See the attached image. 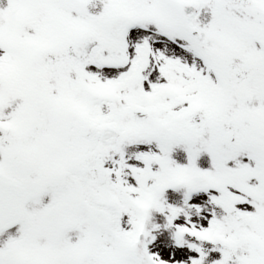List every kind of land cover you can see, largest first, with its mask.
<instances>
[{
  "label": "snow or ice",
  "instance_id": "snow-or-ice-1",
  "mask_svg": "<svg viewBox=\"0 0 264 264\" xmlns=\"http://www.w3.org/2000/svg\"><path fill=\"white\" fill-rule=\"evenodd\" d=\"M0 264H264V0H0Z\"/></svg>",
  "mask_w": 264,
  "mask_h": 264
}]
</instances>
